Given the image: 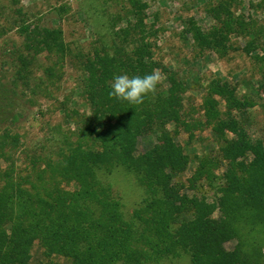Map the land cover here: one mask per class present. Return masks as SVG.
Masks as SVG:
<instances>
[{"label":"trees","instance_id":"obj_1","mask_svg":"<svg viewBox=\"0 0 264 264\" xmlns=\"http://www.w3.org/2000/svg\"><path fill=\"white\" fill-rule=\"evenodd\" d=\"M234 1H209L207 12L219 26L205 31L188 25L199 48L219 53L228 49L232 35L249 33L250 24L232 11ZM18 4L0 0V19L24 41L11 53L0 44V59L9 53L15 68L11 82H4L6 75L0 78V264H165L184 257L191 264H264V142L254 141L236 119H223L256 102L240 99L226 81L212 82L204 112L220 146L199 158L189 177L191 158L178 137L203 125L185 117L186 82L168 71L167 88L160 91L158 85L143 104L109 97L115 75L143 76L163 66L155 57L159 30L146 22V4L105 0L114 6L103 24L109 43L98 39L74 49L61 27L33 26L22 8L11 19L8 10ZM6 25L0 24V38ZM44 54L56 64L76 63L89 112L70 114L62 104L75 130L50 151L27 155L22 173L15 160L21 135L15 129L30 116L34 104L25 91ZM54 71L45 68L49 81ZM43 85L31 92H49ZM146 135L156 141L139 153L138 139ZM120 170L144 193L130 214L110 181ZM230 242L236 243L232 249Z\"/></svg>","mask_w":264,"mask_h":264},{"label":"rangeland","instance_id":"obj_2","mask_svg":"<svg viewBox=\"0 0 264 264\" xmlns=\"http://www.w3.org/2000/svg\"><path fill=\"white\" fill-rule=\"evenodd\" d=\"M209 1L142 0L147 6L144 10L146 22L154 26V30H159V44L155 56L163 63L159 69L163 77L159 90H165L168 86V71L177 73L188 85L184 94L185 117L189 121H200L203 125L194 129L191 134L182 133L178 137L191 158L186 173L189 177L195 171L199 158L214 154L220 146L213 127L207 125L204 112V102L208 98L212 82L226 81L236 88L240 99L247 98L256 102L255 107L242 113L235 111L231 116L226 114L223 119H236L254 141L264 142V0L234 1L233 13L250 24L251 29L244 35H232L228 49L219 53L218 49L216 51L199 48L194 35L186 32L191 24L198 25L205 31L214 25L219 26L207 12ZM104 2L105 0H19L18 5L8 10V14L12 19L16 10L22 8L26 14V22L33 26L61 27L71 48L90 47L98 39L109 43L111 38L109 29L103 24H107L110 8L114 10V6L109 4L108 7ZM0 24H7L8 28L5 37L0 38L1 46L9 53L14 46L21 47L24 41L17 30L11 29V25L3 19H0ZM122 26H125L124 22L120 23L118 28ZM9 53L0 59V78L6 75L5 83L12 81L15 71ZM55 60L56 58L48 59L46 54L38 57L30 79L31 88L43 83L41 88L48 87L50 91L43 93L42 89H39L38 95L31 92V88L25 91L27 101L30 100L34 105L31 106L29 118L15 129L21 135V145L15 160L18 171L22 173L28 164L27 155L34 151H50L56 146L54 144L62 142L64 134L70 129L75 130L74 119L72 115L68 117L65 111L61 110L62 104L67 105L70 114L75 110L81 114L89 112L80 94L82 73L76 63L74 65L69 59L64 64H56ZM47 66L55 68V75L50 77V81L45 73ZM213 97L218 100V96ZM168 128L172 130L174 125L170 124ZM227 135L232 139L237 138L229 132ZM138 140L139 153L151 148L156 141L152 135L139 137ZM110 181L126 203V212L132 213L144 197L143 190L137 186L133 177L126 175L123 170L110 176ZM218 216L219 212L216 213V217ZM261 234L264 239V230H261ZM235 244L230 242L227 247L232 249ZM39 254L40 249L35 252V257ZM165 264L191 263L189 257H184Z\"/></svg>","mask_w":264,"mask_h":264},{"label":"clouds","instance_id":"obj_3","mask_svg":"<svg viewBox=\"0 0 264 264\" xmlns=\"http://www.w3.org/2000/svg\"><path fill=\"white\" fill-rule=\"evenodd\" d=\"M162 79L159 69H153L151 73L143 76L115 75L110 82L109 97L133 105L143 104L145 97L156 94L157 87L161 84Z\"/></svg>","mask_w":264,"mask_h":264}]
</instances>
